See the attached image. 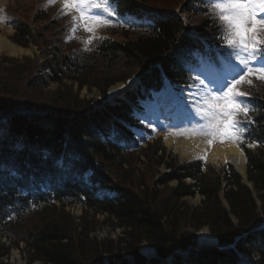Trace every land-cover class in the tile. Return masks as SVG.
I'll list each match as a JSON object with an SVG mask.
<instances>
[{
    "label": "trees",
    "instance_id": "trees-1",
    "mask_svg": "<svg viewBox=\"0 0 264 264\" xmlns=\"http://www.w3.org/2000/svg\"><path fill=\"white\" fill-rule=\"evenodd\" d=\"M118 8L121 15L136 14L148 20L149 25L144 31L133 34L111 32L110 38L99 42L95 54L86 56L74 47L64 52L62 27L58 29L52 25L49 22L50 14L44 7L38 8V15L35 16L38 28L42 22L49 27L48 30L55 27L51 42L38 36L44 48V62L33 65L34 61L28 57L21 58V61L0 59V117H9L8 130L0 139V238L11 243L7 247L0 244V258H7L11 247L18 248L19 243H23L29 264L36 261L43 264H90L103 259L109 261L108 258L115 256L118 261L127 262L132 258L141 263L143 257L138 250L143 243L155 247L160 256H165L176 248L190 245L195 238L193 231L205 225L220 245H226L260 221L252 194L239 184L238 176L232 171L223 178L226 187H229L227 190L219 187V176L206 178L207 175H202L198 163L179 165L170 158L166 166L171 170L157 185H167L173 180L177 181V185L163 191L162 196L153 190L150 192L141 179L143 171L137 168L141 162L135 164L132 161L136 168L129 169L131 163L127 156L137 157L132 155L133 150L129 148L136 147L137 143L126 126L134 123L125 101H119L116 107H105L102 111L85 115L91 111L94 103L100 102L78 99L83 87L98 90L101 99H104L107 88L112 84L139 76L146 93L158 91L162 80L157 65L172 83L189 84L191 59L203 53L197 39L188 38L189 33L209 43L210 56L215 63L226 52L215 38L216 28L211 18L203 14L206 9H201L197 0H118ZM11 12L14 17L15 12ZM11 25L15 29L11 37L13 42L26 47L32 38L27 22L23 18L14 19ZM22 39L29 41L23 42ZM49 46L52 52L48 50ZM44 69L49 70V81L62 85L61 80L68 78L76 82L78 90L74 91L70 84L65 89L58 88L49 107L40 104L36 95L47 83L38 73ZM240 90L248 94L243 99L250 101L255 109L252 116L257 125L252 127L251 134L263 144L254 151H245L247 174L264 200V82L252 79L250 84L243 83ZM127 96L135 101L134 94L128 93ZM111 129L115 132V139L102 142L101 137L107 136ZM17 140L26 145L25 152L12 150ZM65 143L82 159L83 165L77 170L87 167L95 170L94 180L117 192V199L94 200L84 186L73 181L55 186L50 199L43 196H38V199L23 198L18 193V184L8 177V171L22 168L26 160L36 158L37 151L49 150L59 154L60 147ZM120 144L128 149L121 148ZM159 150L160 145L156 143L142 151L141 156L144 152L148 156L145 167L148 162L156 167L164 161V156L158 155ZM36 167L42 168L43 164ZM186 178L191 179L193 184L183 183ZM220 190L227 210L221 207L218 198ZM196 192L204 199L199 206L194 210L186 208L185 211L176 208L181 198L193 197ZM52 200L62 205L80 203L94 214L105 213L111 225L125 230L127 242L119 241V245L112 246L111 242L96 244L89 241L88 236L93 232L90 225L95 224V218L84 212L76 223L63 208L58 210L54 205H49ZM110 219L115 223L112 224ZM255 239L264 242V235L247 241L252 242L253 246ZM253 247H259L258 264H264V251L261 252L264 243ZM202 253L196 254L197 258H193L195 262L214 264L215 258ZM229 258L232 259V256L225 259ZM222 264H229V261H222Z\"/></svg>",
    "mask_w": 264,
    "mask_h": 264
},
{
    "label": "snow or ice",
    "instance_id": "snow-or-ice-1",
    "mask_svg": "<svg viewBox=\"0 0 264 264\" xmlns=\"http://www.w3.org/2000/svg\"><path fill=\"white\" fill-rule=\"evenodd\" d=\"M56 0H48L50 5ZM206 8L203 14L211 18L216 28L215 38L226 49L224 58L230 71L206 83L199 81L200 88L187 101L190 122L179 133L202 135L208 143H243L247 125L254 123L250 113L255 111L250 101L243 99L248 94L240 90L243 83H252L250 77L264 82V0H197ZM62 14H71L74 34L79 28L88 33L83 40L84 50L98 29L116 26L122 17L118 0H62ZM6 18L0 17V23ZM122 26V24H121ZM243 115L244 120L240 117Z\"/></svg>",
    "mask_w": 264,
    "mask_h": 264
},
{
    "label": "rangeland",
    "instance_id": "rangeland-1",
    "mask_svg": "<svg viewBox=\"0 0 264 264\" xmlns=\"http://www.w3.org/2000/svg\"><path fill=\"white\" fill-rule=\"evenodd\" d=\"M57 1L58 0H56V2L54 4H52L51 10H52V14H53L52 17L53 18H51V20H53L56 17V18H62L61 19L62 23H65V22L72 23L71 14H68V15L62 14L61 10L59 9V6H58L59 4ZM32 2L36 3V2H38V0H0V7H5V9L9 8V10L14 11L15 12L14 17H17V19H19V17L23 18L25 20V22L31 20L33 22V26H34L36 18L34 17V14H33L35 10L32 12V6H34V4ZM41 3H43L44 5H49L48 0H42ZM38 6H39V4H38ZM38 6H37V9H38ZM47 11L49 12V10H47ZM31 12H32V14H31ZM11 13H10V15H11ZM12 15H13V13H12ZM0 17L6 18L3 15V13H0ZM6 21H7V18H6ZM4 26L5 25H2L0 23V28H2V30H0V33L4 30L3 31L4 36H5L4 38L11 41V36L15 33V31H13L12 27H6L5 28ZM46 26H45V23L42 22L40 29H38V32H36V33L39 36L43 37L42 40L44 39L45 41H47L49 43L54 38V33H55L54 28L55 27L53 28L54 30L52 29L53 30L52 31L51 29L48 30L49 27H46ZM71 26H72V24H71ZM35 28H36V26H35ZM6 31L7 32L10 31L8 35H7ZM68 35H70V34H68ZM82 35L87 36L86 34H82ZM75 38H76V36H75ZM16 45L14 44V46H16ZM41 45H42V43H40V45H35L34 43H32V44L28 45V48L23 47L25 50H27V51L29 50L28 51L29 54L26 53L27 51H24L21 54L12 55L11 53L4 51V52L0 53V59H10L11 58V59H14L17 61H21V58H23L25 56V57L30 58L31 61H33V59H38V61H42V63H43L44 62V60H43L44 49L41 48L42 47ZM50 49L51 48H48V50H50ZM229 71H230V69L226 68L225 66L221 67L220 70L215 71L214 68L200 65V69H199L197 76H196V80H197V84L195 85L196 89L200 88V83H199L200 80L203 79L205 82H208L209 79L221 77V76L227 74ZM44 72H46V71H44ZM130 80L131 79L126 80L124 83L127 84V82ZM11 81H17V80H11ZM61 81H63L62 85H61V83L59 84L57 82L56 83L52 82L51 84L46 85L45 88L42 89V91L36 95V98H38V101L40 104H42L46 107H49V105H50L49 103L53 99V95L56 93L58 88H60V90L65 89L70 84L73 90H75V91L78 90V88H75L76 82H72L68 78L62 79ZM124 83H121V84H124ZM108 93H109V89H108V92H106V95H105L106 100L104 99L103 103H108V101H107ZM98 98H99V100L101 98L98 91H96L94 89H91L88 91V90H86V87L82 88L79 92V95H78V99H85L88 101H90L91 99H98ZM163 99H164V101H167L166 98H163ZM143 115H144V117L148 118L149 112L147 114H143ZM139 116L140 115L138 114V117ZM139 120L141 122L140 117H139ZM161 124H163V122L160 121V124L158 126H160ZM138 132H142V131L138 130ZM142 134L145 135L144 132H142ZM173 137H176V136L173 134ZM173 137H171V138H173ZM202 138L204 140L208 139L204 136H202ZM202 138L201 139L199 138L200 141H203ZM203 142L206 143V140ZM216 143H217V141L212 143V144L216 145ZM162 144H163V142H162ZM163 147L165 148L166 152H168L171 155H174L176 158H178L179 161H181L179 155H177L175 153L173 147L168 148L167 146H165V144L163 145ZM169 151H171V153ZM144 153L142 155L143 157L140 156V154H138V156H137L138 159H136L137 157L135 158V157L127 156L128 157L127 160L131 163V167H129V169H131V170L135 169L136 168L135 164L138 163V161H140L142 164L140 166H138L137 168L140 172L143 171V175H142L141 179L143 181H145V183L147 185L146 187H148L147 189L150 192L153 190L154 193L160 194L162 196L163 195L162 192L166 191V190H170V188L173 187L175 185V183L173 182V183H170L167 185L162 184V186L157 185V183H159V181L162 180V177L165 175L167 169L165 168L164 163H161L160 167H158V166L155 167V166H152L151 163L148 161L147 162L150 165L147 164V167H148V169H147V167H145V164H146V160H147L146 157H148V156H146L147 152L145 154ZM133 156H136V155H133ZM211 165L215 170H219L225 166V165H217L216 166L214 164H211ZM127 166H128V164H127ZM144 188L145 187H143L142 189H144ZM219 198H221V201H220L221 207H224L225 203H224L223 197H221V193H219ZM180 200H183V198H181ZM199 201H200V199H198L197 197L196 198H185L183 202L179 201L177 203L178 205L176 206V208L178 210H182V211L183 210L185 211L186 208L189 210L190 209L194 210V208H196V205H198L200 203ZM258 205H259V203H258ZM262 210H263V207H262ZM71 213H72V215H75V216H78L81 214L77 210L76 211L73 210V211H71ZM90 226L93 228V232L90 233L89 236L87 234L89 241H94L96 244L101 243V242H107V243L111 242V243H113L112 246L119 245V241L127 242V241H125V240H127V236L125 235V231L124 230H119V231L115 230L118 227L117 226L114 227L109 222H107V218L105 216L103 217L102 215H98L97 219L95 220V224H91ZM183 227H185V226H183ZM201 229H207L208 232H210L209 227L205 226V225L201 226L196 231H193L196 234L195 243H197L198 231H200ZM147 247L150 248L149 246H147L146 244L143 243L141 245V248L138 250L139 255L142 256L143 258H146V256L143 254V249H145ZM9 252L10 253H9L7 258H0V262H2V264H29V262H28L29 257L26 254V252L24 251L23 245H20L18 247V249L13 248ZM125 256L126 255H123V257H125ZM108 259H109V261L101 259L102 260L101 262L97 263V262L93 261L90 264H122V262H124V263L126 262L124 260H120V261L116 260L117 259L116 256L108 258ZM128 261L126 263H129ZM35 263L37 264V262H35ZM31 264H34V263H31Z\"/></svg>",
    "mask_w": 264,
    "mask_h": 264
},
{
    "label": "bare ground",
    "instance_id": "bare-ground-1",
    "mask_svg": "<svg viewBox=\"0 0 264 264\" xmlns=\"http://www.w3.org/2000/svg\"><path fill=\"white\" fill-rule=\"evenodd\" d=\"M60 5V7L62 8V1H57ZM0 30H2V28H0ZM4 31V30H3ZM0 33V53L7 51L9 53H11L12 55H17V54H21L25 50L22 46L21 47H16L14 46V44L10 41L7 40L6 38H4V32ZM14 31V30H13ZM7 32V31H6ZM10 31L7 32V35L9 34ZM23 40V39H22ZM29 40H23V42H27ZM31 42V41H30ZM29 51V50H28ZM26 52L27 54H29V52ZM25 57V56H24ZM139 77V76H138ZM141 79V77L138 78V80ZM119 83H116L114 85H112L109 88V93H108V100H113V98L118 97V96H122V93L124 92V90H126V88L128 87V84H121L123 83L122 81H118ZM134 82V80H133ZM141 87L143 88V85L141 84ZM62 90V89H61ZM196 93L195 91L190 92L189 94V98L191 100L192 96H194ZM157 98H160L157 97ZM156 107L160 110V114L164 119H170L171 116V112L167 111L165 106L163 104H161V101H157L156 103ZM183 114L179 115L178 117L180 118ZM4 126L2 125L0 128L2 129ZM166 146L168 148H170L172 145L170 142H165ZM13 150V149H12ZM175 153H177L180 156V159H194L196 157L199 156H204L205 152L207 153L206 159L208 162H211L215 165H223L224 163H230L234 165L235 170L238 172V174H241L242 179L244 180V182L247 184L246 182V174H245V156L244 153L241 152L240 150H238L236 147H234L232 144H228L225 146H216V147H212L211 149H203L202 145L196 141V139L190 137V136H185L182 141L181 144H176L175 148H174ZM138 176V173H137ZM231 219L236 221L234 217L231 216ZM215 237H213L210 232H208L207 229H201L200 231H198L197 234V243H201V244H215ZM261 243H264L261 240H257L256 244L258 246L261 245ZM178 250V249H176ZM143 254L146 257H149L150 255H153L154 257H156L158 259V261L161 264H173L171 260L167 259V255L165 254V256H160L155 247L153 248H145L143 249ZM151 262V261H148ZM34 264H36L34 262ZM37 264H40L39 262H37ZM42 264V263H41ZM128 264H141V263H137L135 262L132 258L129 261ZM154 264H159V263H154Z\"/></svg>",
    "mask_w": 264,
    "mask_h": 264
}]
</instances>
